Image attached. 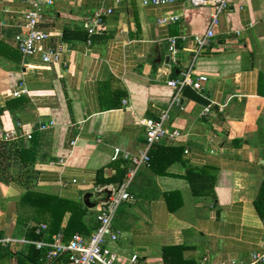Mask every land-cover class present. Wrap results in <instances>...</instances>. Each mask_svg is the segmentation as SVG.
Returning <instances> with one entry per match:
<instances>
[{"label": "crops", "instance_id": "1", "mask_svg": "<svg viewBox=\"0 0 264 264\" xmlns=\"http://www.w3.org/2000/svg\"><path fill=\"white\" fill-rule=\"evenodd\" d=\"M52 1L43 6L38 27L50 34L44 46L64 47L58 64H46L38 54L18 59L12 53L29 5L0 0V127L32 129L31 139L8 142L31 146L36 155L27 169L11 163L16 174L0 181V238L17 240L0 246V264H33L22 254L39 240L28 228L40 222H17L23 210L18 199L28 188L82 203L90 193L96 224L98 199L126 178V155L145 146L139 121L158 119L174 92L167 80L191 63L186 50L177 54V64L170 60L167 37L202 34L211 11L186 0L160 6L142 0ZM231 1L236 8L222 14L211 46L192 65L193 77L207 76L201 92L211 103L208 117L200 116L202 105L185 97L181 108L169 109L164 125L181 137L163 144L179 148V156L167 165L160 156L156 165L139 167L128 188L131 199L116 212L113 228L121 236L111 247L123 264H133V254L134 264H247L262 250L264 0ZM99 8L112 12L88 43L82 24ZM171 14L179 19L157 23ZM22 83L29 95L12 97ZM18 98L23 102L8 108ZM49 120L52 126L37 128Z\"/></svg>", "mask_w": 264, "mask_h": 264}, {"label": "built area", "instance_id": "2", "mask_svg": "<svg viewBox=\"0 0 264 264\" xmlns=\"http://www.w3.org/2000/svg\"><path fill=\"white\" fill-rule=\"evenodd\" d=\"M28 5V9L23 14L24 31L15 36V44L17 50L23 57L39 55L41 60L46 63L58 64L61 56L64 53L62 45L44 46L43 42L50 34L38 27V24L43 20V6L51 4L52 0H24ZM115 3H120L122 0H112ZM195 8L210 7L209 21L206 30L202 34H197L186 38L175 35L167 37V47L170 60L177 64V54L180 51L186 50L192 53L191 63L187 67L178 71V75L168 79L166 84L173 88L174 92L171 96L168 107L161 111L157 120L142 119L139 121L145 127V146L136 153L129 154L126 157L130 160L131 167L129 168L126 178L123 182L113 186H107L109 194L106 198H100L97 201L96 227L89 235H84L80 232H74L70 237L66 238L64 231L59 230L51 234L49 239H46L45 232L47 224L44 222L35 225V233L42 235V238L35 240L32 243L38 249H44V264H123V259L112 249V245L120 238L121 233L113 228V220L118 208L124 201L130 200L131 195L128 191L129 185L141 166H149L151 147L158 143L172 144L178 141L181 137V132L178 129H171L164 125L168 117L169 109L173 106L181 108L183 102V90L186 86L191 87L198 94L202 95L203 83L207 81L206 75H192V65L196 57L207 47H210L214 38L215 28L220 23V17L227 11H233L236 5L231 0H186ZM175 0H142L144 5H167L172 4ZM239 8H242L241 6ZM111 8H99L89 14L83 21L82 27L86 31L90 42V36L98 33L104 26L105 18L111 14ZM179 19L178 14H171L157 18L159 25H167ZM250 26L246 23L241 29L235 30V34H240L245 28ZM179 39L184 43L178 45ZM186 41L190 43V47L185 45ZM22 94L29 95L27 86L22 83L19 88L12 91V97H18ZM206 98V97H205ZM126 102V100H123ZM211 103L202 106L200 116L208 117L210 113ZM54 122L49 120L39 121L37 128L45 130L52 126ZM32 129H16L0 127V141H13L16 139L29 140L32 138ZM71 143H75L72 141ZM118 151V149H116ZM188 150L184 149V153ZM63 163L59 160V163ZM74 181V180H73ZM61 186H66L67 183H60ZM17 241L13 238H0V246H7L11 242ZM21 243H30L26 239L18 240ZM137 256L133 254L128 262L135 263ZM264 263V245L260 252H253L250 261L247 264ZM198 264H208L201 260ZM219 264H238L235 261H223ZM242 264V263H239Z\"/></svg>", "mask_w": 264, "mask_h": 264}, {"label": "trees", "instance_id": "3", "mask_svg": "<svg viewBox=\"0 0 264 264\" xmlns=\"http://www.w3.org/2000/svg\"><path fill=\"white\" fill-rule=\"evenodd\" d=\"M18 59L21 58V54L17 50L12 52ZM23 100L21 98L11 100L8 103V108L21 104ZM150 149V163L156 165V159L160 156L166 158V165L174 161L180 154V149L167 146L163 143H158L152 146ZM155 149V150H154ZM35 150L31 146H20L17 142H4L0 141V181L8 182L10 178H13L11 163L18 164V167L23 168L31 166L35 161ZM127 171V168H124ZM12 176V177H11ZM123 179V178H122ZM120 179L119 182H122ZM261 191L264 192V180L261 185ZM262 198L255 200V204L262 202ZM19 206L23 208L21 212H18L17 222H26V220H32L34 222H44L47 224V230L45 232L46 239H49L51 234L63 230L65 237H70L74 232L89 233L91 228L94 229L97 225L91 224L94 219L90 208L85 206L82 202L64 198L56 194L35 191L32 189H26V191L18 199ZM259 207V206H258ZM260 208V207H259ZM67 216L66 224L63 226L62 222ZM96 218V216H95ZM34 237L41 238L40 235L35 233V226L28 228ZM89 235V234H88ZM27 261L33 264H44V249H38L33 245H29L27 253L22 254Z\"/></svg>", "mask_w": 264, "mask_h": 264}, {"label": "water", "instance_id": "4", "mask_svg": "<svg viewBox=\"0 0 264 264\" xmlns=\"http://www.w3.org/2000/svg\"><path fill=\"white\" fill-rule=\"evenodd\" d=\"M183 96L185 98L191 99L195 102H197L198 104L202 105V106H206L210 103V101L203 97L202 95L198 94L195 90H193L191 87L186 86L183 90ZM109 194V193H108ZM90 193H86L83 197V204L87 207H92L93 204L89 201L90 198Z\"/></svg>", "mask_w": 264, "mask_h": 264}, {"label": "rangeland", "instance_id": "5", "mask_svg": "<svg viewBox=\"0 0 264 264\" xmlns=\"http://www.w3.org/2000/svg\"><path fill=\"white\" fill-rule=\"evenodd\" d=\"M96 200H94V196L91 197V202H95ZM37 224V223H36Z\"/></svg>", "mask_w": 264, "mask_h": 264}]
</instances>
